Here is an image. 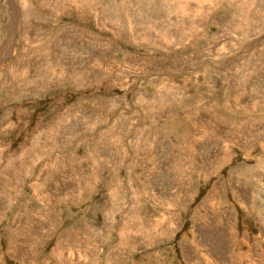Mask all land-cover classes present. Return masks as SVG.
I'll return each instance as SVG.
<instances>
[{"label": "rangeland", "instance_id": "374dc122", "mask_svg": "<svg viewBox=\"0 0 264 264\" xmlns=\"http://www.w3.org/2000/svg\"><path fill=\"white\" fill-rule=\"evenodd\" d=\"M0 264H264V0H0Z\"/></svg>", "mask_w": 264, "mask_h": 264}, {"label": "bare ground", "instance_id": "6f19581e", "mask_svg": "<svg viewBox=\"0 0 264 264\" xmlns=\"http://www.w3.org/2000/svg\"><path fill=\"white\" fill-rule=\"evenodd\" d=\"M168 8V7H167ZM258 14V13H257ZM259 15V14H258ZM180 17V16H179ZM182 25V24H181ZM193 29V28H192Z\"/></svg>", "mask_w": 264, "mask_h": 264}]
</instances>
